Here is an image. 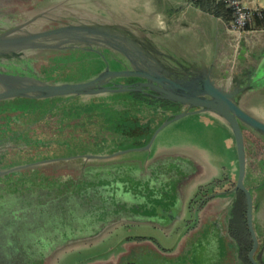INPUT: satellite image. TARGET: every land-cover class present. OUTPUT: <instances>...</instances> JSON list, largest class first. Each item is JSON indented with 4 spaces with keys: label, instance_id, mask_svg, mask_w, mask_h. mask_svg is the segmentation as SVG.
<instances>
[{
    "label": "water",
    "instance_id": "95a60500",
    "mask_svg": "<svg viewBox=\"0 0 264 264\" xmlns=\"http://www.w3.org/2000/svg\"><path fill=\"white\" fill-rule=\"evenodd\" d=\"M27 7H16L12 20L6 15L1 19L11 26L0 27V63L56 57L79 50L100 56L97 51L105 50L115 56L113 62L123 69L110 71L103 61L105 67L101 72L79 82L0 73V104L16 100L70 102L138 93L182 111L163 118L139 148H112L100 153L11 166L0 170V178L40 172L51 163L68 161H81L82 166L92 167L105 162L134 163L138 169H144L163 155H155V149L162 143L160 135L164 128L184 117L207 114L222 123L233 139L237 158L235 190L246 198V225L252 240L247 261L255 264L250 199L242 186L244 163L240 129L247 128L264 140V57L258 50L263 35L241 34L236 40L220 19L191 7L185 0H34ZM49 26L54 28L46 29ZM115 79L138 82L118 85L112 83ZM23 138L27 142L28 133ZM24 144L33 148L44 145ZM58 144L63 142H56L55 146ZM181 197L184 206L182 189ZM179 223L180 216L172 224ZM124 227L155 228L149 224L115 223L103 228L84 246L107 240ZM123 241L120 238L118 242ZM157 245L159 250L164 249ZM126 263L128 261L121 262Z\"/></svg>",
    "mask_w": 264,
    "mask_h": 264
},
{
    "label": "rangeland",
    "instance_id": "374dc122",
    "mask_svg": "<svg viewBox=\"0 0 264 264\" xmlns=\"http://www.w3.org/2000/svg\"><path fill=\"white\" fill-rule=\"evenodd\" d=\"M25 1L0 0V5L3 6L0 9V20L4 19L5 15L14 19L12 15H16V7L28 8L30 1L29 4ZM254 23L255 20L250 24V32L254 29L258 30ZM239 37L235 36L236 40ZM44 57L30 59L32 61L16 65V67L0 64V73L25 76L38 73L44 75L40 79L49 81H62V77L68 73V79L64 82H79L91 77L88 76L91 71L85 67L72 66L74 63L71 64L70 61L57 65L54 57ZM43 58L44 61H42ZM50 62L54 63L51 67ZM54 66H58L57 71L49 72ZM169 113H171L169 108L164 104L158 105L128 95L70 102L37 103L16 100L0 104L1 129H13V132L9 130V133L15 135V129L28 126L30 133H28L27 142L46 143V145L52 143L45 148L43 146L31 147L23 151L22 155H18L17 153H20L18 151L10 153L4 159V165L11 167L45 159L63 158L69 154L100 153L110 150L109 146L117 147V149L137 147L144 144L150 132L159 123L161 124L162 119ZM174 113L179 114L178 109L174 110ZM221 124L207 114L184 117L164 128L160 135V138L162 136L161 142L163 144L186 145L198 150L199 154L207 153L218 168L228 167L231 164L232 171L234 152L229 135L224 132V127ZM172 132L174 135L170 134ZM167 135L168 138H165L164 136ZM27 142L22 139L17 143L21 147H29L24 146V143ZM56 142L65 143L64 145L69 147V151L67 152L63 148V144L55 146ZM129 155L139 156V154ZM69 164H73L75 168L82 166L81 161L59 163L58 166L63 167ZM62 170L66 169L62 168ZM44 173H41L43 182H40L41 180L34 183L28 181L26 184L19 182L12 188L5 187L0 183V264H47L48 257L52 252L54 258L52 261L49 259L48 264H98L107 261V259L113 263L127 248L124 247V243L128 242H118L120 238L124 240L143 238L144 240L140 241L144 243L148 242L147 239L162 237L164 240L169 237L177 240V235L173 230L180 224L175 225L166 234L154 228L124 227V229L108 236L107 240H102L98 244L86 248L84 245H87L88 240L96 237L103 228L115 223L118 225L130 223L125 220L119 222L112 220L114 215L109 214L111 211L96 209L95 203L88 209L82 206L83 204L87 205L83 196L86 191H93L96 188L108 189L110 183H75L72 179L66 183L54 182L60 175H55L52 181L46 182L44 179L50 177ZM231 173L234 179L235 169ZM61 177H65V175ZM117 183L118 185L125 184ZM23 184L26 188H22ZM127 184L128 188H123L124 191L135 194L136 185ZM139 186L141 191L145 190L144 184ZM36 188L45 191L47 196L40 199L38 197L29 198L28 200L22 198L24 193L29 195L31 191L37 190ZM73 198L80 204H76L72 200ZM148 218L150 216L137 214L131 222L138 224V222L147 221ZM219 242L221 243V241ZM176 243L173 244V247ZM173 247L171 248L172 252H174ZM71 250L75 251L71 253ZM136 250L143 253L145 257L149 252L147 245L144 244L138 246ZM217 251V243L212 248L205 247L202 250L200 261L204 264L208 261H212V264L230 263L229 253L226 250L221 252L220 259L217 258ZM62 252L63 254L59 255ZM143 264H181V262H176L174 257L154 258L150 256L146 257Z\"/></svg>",
    "mask_w": 264,
    "mask_h": 264
},
{
    "label": "flooded vegetation",
    "instance_id": "af4514ba",
    "mask_svg": "<svg viewBox=\"0 0 264 264\" xmlns=\"http://www.w3.org/2000/svg\"><path fill=\"white\" fill-rule=\"evenodd\" d=\"M29 1L32 2L33 0H26L25 2H28L29 4ZM190 2L200 11L210 15L211 10L204 6L200 0H190ZM20 8H22V6ZM6 17L8 20H12V17L9 15H6ZM0 25L1 29H5L6 26H11L10 23L2 22L1 20ZM52 28H54V26H49L46 29ZM257 29L258 30L254 29L251 32L264 33L263 25ZM97 52L100 56L83 50L70 51L64 55H58L53 59L58 63L57 65H62V62L70 61L71 64L74 63L72 66L80 65V67H85L91 71L88 75L91 77L104 69L105 66L103 61L106 63V67L110 71H120L123 69L120 64L113 62L114 55L105 50H98ZM261 55L264 57V52ZM47 57L48 56L44 58ZM44 58L42 61H44ZM27 61L32 60L28 59L23 62L0 64H9L16 67V65H20ZM52 64L54 65V63L50 62V67ZM57 69L58 66H54L49 72H52L53 70L57 71ZM72 70L75 71L74 68H72ZM67 74L62 77V81L68 79L69 75ZM27 76L41 78V76L44 75L36 73ZM137 82V80L130 79H115L112 81L113 84L118 85H131ZM132 97L141 98L150 103L158 105L164 104L167 106L171 113L167 114L164 119L175 115L176 113H174V110L176 109H178L179 113L182 111V109L177 106H173L166 102L154 101L153 99L147 98L138 93L133 94ZM154 129L150 132L147 140L144 141V144L148 141ZM9 130L10 129L8 128H0V170L10 167V165H4V159H6L7 155L10 153H17V151L20 152L17 153L18 155H22L23 151L31 148V146L21 147V145L17 143L18 140H24V134L30 133L28 126L26 128L18 127L17 130L15 129V135L18 134L20 137H15L14 134L9 133ZM224 130L229 135L234 152V165H232V171L231 164H229L228 167H220L218 176L207 182L199 183L198 185H196V183L210 178L207 173L204 174L203 171L204 164L202 163V159L207 154L202 153L201 151V154H199L198 150L189 146H187L188 149L184 150L181 154L166 158L163 156L162 158L152 161L144 169H138L137 165L134 163L105 162L100 163L97 167L84 165L80 168H75L73 164L59 167V163H51L46 170H41L40 172L44 173V171H46L44 174L50 177L44 179L46 182L52 181L55 175H60L54 182H69L72 179L75 183H110L108 189L96 188L93 191H86L83 196L84 200L87 201V205L84 206L83 204L82 206L88 209L95 203L96 209L110 210V213L107 212L114 215V219L112 220H118V222L125 220L132 223L137 214L147 215L150 216V218H148L147 221L138 222V224L154 225V229H159L166 234L174 228L175 225L172 223L180 216V226L173 231L176 233L178 239L187 234L188 236L186 237L187 240L179 245L178 251L172 252L171 247L159 250L155 239H148V242L144 243L137 238H128L124 240L128 242L124 243V247L127 248L125 252L122 253L123 255L117 257L115 264H121L122 261H128L126 264H143L146 257L150 256L154 258L174 257L176 262H181V264H199L202 262L200 261L202 250L205 247L212 248V246L219 241H221L224 246H227V252L229 253L230 263L225 264H245L242 260H245L246 264H249L247 261V254L252 247V240L246 225V198L242 192L235 190L237 179V158L235 147L229 131L226 130L225 127ZM240 134L242 138L244 163L242 186L249 195L251 231L256 242V248L252 254V259L255 264H264V140L247 128H241ZM144 144L132 148H139ZM109 148L112 149L113 147L109 146ZM122 149L124 148H121V150ZM68 156L73 155L69 154ZM71 162L75 161L62 163ZM62 168H65L66 170L61 171ZM234 169L235 177L233 179L231 172H233ZM41 173L12 175L2 179L0 178V183L5 187L12 188L19 182L26 184L28 181L36 182L43 179ZM64 175L65 177H61ZM117 182L125 184L118 185ZM127 183H130L131 186L136 185L137 189L135 194H131L129 191H124V189L128 188ZM191 183L195 185V191L191 196L184 198L185 205L183 206L181 204L183 201L180 193L181 188L187 184L189 186ZM143 184L146 187L144 191H141L139 185ZM193 185L189 187H192ZM22 188H26V186L23 184ZM45 195L47 196L45 191L37 189L31 191L29 195L24 193L22 198L24 200L34 197L40 199ZM72 200H74L76 204H80L75 198ZM82 206L81 208H83ZM237 220L239 221L240 230L235 229V223ZM238 230L239 233H242L244 236V239H240V241L238 240V236H241V234L237 233ZM218 238H220V240H218ZM141 244L147 245L148 247L149 252L146 257L139 250H136ZM243 247H245L246 250H242ZM179 255H182L183 257L181 258ZM53 258L52 252L48 257L47 264L49 263V259L51 260ZM186 260L188 262H186ZM99 263L112 264L111 260L108 259L107 261L105 260V262L103 261V263ZM205 264H212V261H208Z\"/></svg>",
    "mask_w": 264,
    "mask_h": 264
},
{
    "label": "crops",
    "instance_id": "0c3cea01",
    "mask_svg": "<svg viewBox=\"0 0 264 264\" xmlns=\"http://www.w3.org/2000/svg\"><path fill=\"white\" fill-rule=\"evenodd\" d=\"M187 1L191 7L193 8H196L194 7L190 0H185ZM247 3L250 1V0H246ZM249 6H254V8H256L260 13H261V16H262V25L264 26V0H252L250 1V5ZM263 37H262V41H260V43L262 42V45H259L258 46V50L259 53H263L264 52V33L262 34ZM224 130V128H223ZM225 132V130H224ZM172 135H174V133H170ZM165 138H168V135L167 136H164ZM188 149L186 145H177V144H163L161 143L160 145H158L155 149V155H160V154H163L162 156L158 157L157 159L159 158H162L163 156L166 158V157H171V156H176L178 154H181L184 150ZM207 154V153H206ZM156 159V160H157ZM212 158L210 157V155H205L202 159V163L204 164L203 166V171H204V174L207 173V175L210 177L208 179H206L205 181H201V182H198L196 183V185H198L199 183H204V182H207L209 181L210 179H213L215 178L216 176L219 175V170H220V167L218 168L216 166V164L214 163V161L211 160ZM193 185V183H191L189 186ZM188 184L184 187H182L181 189L183 190L184 192V198L188 197V196H191L192 193L195 191V188L193 185L192 187H189ZM181 193V191H180ZM175 225H178V224H175ZM179 226H177L176 228H178ZM175 228V229H176ZM173 229V228H172ZM187 235H184L182 237H180L178 240V243H176L177 245H175V247H173L174 249V252L178 251V247L180 244H182V242H185L187 240ZM177 240H173V238L169 237L167 240H164L163 237L162 238H155V241L157 242V244H159L160 246H162L164 249H167V248H172L173 244L175 242H177ZM222 243L218 242L217 243V258L220 259L222 257L221 255V252L226 250L227 251V246H221ZM158 246V245H157ZM123 255V254H121ZM185 255V253H184ZM181 258L183 257L182 255H179Z\"/></svg>",
    "mask_w": 264,
    "mask_h": 264
},
{
    "label": "built area",
    "instance_id": "2783aa9c",
    "mask_svg": "<svg viewBox=\"0 0 264 264\" xmlns=\"http://www.w3.org/2000/svg\"><path fill=\"white\" fill-rule=\"evenodd\" d=\"M250 1L247 3L246 0H218L229 12L226 29L233 36L251 33L249 31L251 22L261 20L260 12L254 6H249Z\"/></svg>",
    "mask_w": 264,
    "mask_h": 264
},
{
    "label": "trees",
    "instance_id": "16d2710c",
    "mask_svg": "<svg viewBox=\"0 0 264 264\" xmlns=\"http://www.w3.org/2000/svg\"><path fill=\"white\" fill-rule=\"evenodd\" d=\"M201 2H202V4L204 5V6H206L208 9H210L211 11V13H210V15L211 16H213L214 18H218V19H220V20H222L225 24H227L228 23V21H229V12L227 11V10H225V8H224V6L220 3V2H215V0H200ZM261 14V13H260ZM254 25L256 26V27H261L262 26V21L261 20H255V23H254ZM133 95V94H132ZM52 143H48L47 145H51ZM63 144H65V143H63ZM45 145V146H44ZM44 145H43V147L45 148V147H47V145H46V143H44ZM54 145H56V143H54ZM67 147V146H66ZM66 147H65V150L68 152L69 151V147L66 149ZM35 174V173H34ZM35 181H33V183H34ZM40 182H43V181H40ZM64 183H66V182H64ZM235 229H239L240 230V227H239V221L237 220L236 221V223H235ZM239 230H238V232L237 233H239ZM239 234H241V236H238L239 237V241H240V239H244V236H243V234L242 233H239ZM238 234V235H239ZM137 239H139V241L140 240H144L143 238H137ZM242 242V241H241ZM246 250V248L245 247H243L242 248V250ZM244 254V253H243ZM242 254V255H243ZM243 261V263H245L246 264V262H245V260H242Z\"/></svg>",
    "mask_w": 264,
    "mask_h": 264
},
{
    "label": "bare ground",
    "instance_id": "6f19581e",
    "mask_svg": "<svg viewBox=\"0 0 264 264\" xmlns=\"http://www.w3.org/2000/svg\"><path fill=\"white\" fill-rule=\"evenodd\" d=\"M1 26V25H0ZM241 36V35H240ZM260 119V118H259Z\"/></svg>",
    "mask_w": 264,
    "mask_h": 264
}]
</instances>
